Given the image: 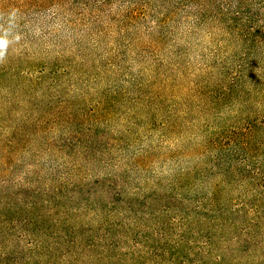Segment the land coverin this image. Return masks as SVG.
Masks as SVG:
<instances>
[{"label": "rangeland", "instance_id": "obj_1", "mask_svg": "<svg viewBox=\"0 0 264 264\" xmlns=\"http://www.w3.org/2000/svg\"><path fill=\"white\" fill-rule=\"evenodd\" d=\"M255 12L246 0H0V256L264 264V54L234 50L219 18L246 30ZM152 65L175 101L145 89L138 105ZM239 65L232 98L195 96ZM211 90L221 102L206 115ZM235 120L251 123L248 148Z\"/></svg>", "mask_w": 264, "mask_h": 264}, {"label": "trees", "instance_id": "obj_2", "mask_svg": "<svg viewBox=\"0 0 264 264\" xmlns=\"http://www.w3.org/2000/svg\"><path fill=\"white\" fill-rule=\"evenodd\" d=\"M244 1V0H243ZM246 1H254L259 8H261L262 10V16L259 15V13L255 12V14H252L249 16L248 20L250 22V26L245 30V26H236L237 21L239 18H230L229 20L226 21V18L224 17H219L220 20H223L225 22L222 23L223 25V32H225V35L230 37L234 36L235 39L231 38L234 41L235 44V48L234 50H238L241 52H246V54L248 53L247 50L250 49H261L263 51L264 54V0H246ZM222 16H225V14H222ZM235 24V26L233 25ZM237 29V30H236ZM247 49V50H246ZM141 67V66H140ZM142 68V67H141ZM249 68V66H248ZM227 69L229 71L230 68L227 67ZM233 69V68H232ZM228 70H226V68H223V73H221L220 76L215 77V79H210L209 82H207V86H200V85H195L194 88L195 90V96L201 98L202 94H201V88L205 89H210V87H215V88H221L222 93L224 95H228L231 98L233 97V93H232V87L231 84H237V82L245 75L242 74V72L244 71V69L242 70V65L238 66V71L236 70L233 74L235 75V78H232L231 76H229L228 74ZM146 69H142L140 70V73L137 76V82L139 85V91H138V95L139 97L137 98V103L140 106H144L145 105V100L142 98L143 92H145V89H149L150 92V97H152L153 101L158 102L159 104H165V102L169 99H171V102L175 101L176 98L174 97H170L169 96V88H170V84H169V80L166 77H161V79H159V76L154 75V66L152 65L147 72L152 76L151 78H149V76L147 77V79H145V72ZM226 80L228 85H226ZM201 89V90H200ZM200 92H199V91ZM220 91V90H217ZM205 96H203V108H204V112H206V115H208V113L210 112V110H216L215 108L220 106V102H221V98L220 96L218 97L217 94H215L213 92V90H211L210 92L204 94ZM149 97V98H150ZM148 98V99H149ZM179 117V116H178ZM205 117V116H204ZM181 118V117H179ZM235 124L238 125V127H233L232 130L237 132V134H239L240 136H242V138H245V133L250 134L248 136V144L247 142H243L245 140L242 141V145L244 146V144L247 146L250 145V138H251V123L249 121H244V120H235ZM205 126H208V122L204 121V125L202 126V128H206ZM207 129V128H206ZM205 129V130H206ZM239 130L241 132H239ZM244 143V144H243ZM4 162L3 160H0V169L3 166ZM5 165V164H4ZM215 212V210H213ZM92 248L97 247V244H92V246H90ZM207 255L209 256L210 253L206 252ZM223 256H217V258H214V260L216 262H221L223 260ZM0 262L2 264H11L8 261L7 256H0ZM174 264V262H172ZM45 264V263H44ZM46 264H51L50 261L46 262ZM183 264H188L187 262L183 263ZM195 264H204L202 263V261L199 262H195Z\"/></svg>", "mask_w": 264, "mask_h": 264}]
</instances>
